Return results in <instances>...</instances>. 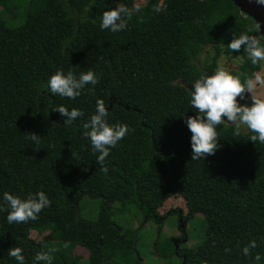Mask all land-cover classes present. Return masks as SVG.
I'll use <instances>...</instances> for the list:
<instances>
[{
	"label": "trees",
	"instance_id": "obj_1",
	"mask_svg": "<svg viewBox=\"0 0 264 264\" xmlns=\"http://www.w3.org/2000/svg\"><path fill=\"white\" fill-rule=\"evenodd\" d=\"M136 1L31 0L24 23L14 27L2 17L12 0H0V264H17L7 254L17 246L24 264H33L42 248L55 249L51 264H74L78 245L91 251L90 262L131 264L128 252L113 253V262L105 257L110 246L130 250L138 236L116 212L135 205L147 221L176 198L186 200L189 215L206 219L195 258L264 264V143L248 139L254 133L242 126L234 133L224 120L217 125L215 152L192 160L184 123L194 115L189 85L221 69L222 56L241 58L228 73L241 82L254 79L262 60L252 64L243 46L234 51L227 43L243 33L264 44V34L232 0H148L125 29L99 27L104 10L116 3L131 8ZM160 3L163 9L154 11ZM57 69L74 75L91 69L100 78L75 98L60 97L47 92ZM97 100L109 124L132 129L110 148L103 168L81 134ZM59 105L83 116L65 125L53 110ZM5 191L22 199L44 191L49 205L35 220L9 224ZM91 197L102 199L96 219L79 214L80 202ZM33 232L44 236L37 240ZM250 240L256 245L245 256ZM155 244L160 256L172 259L170 239Z\"/></svg>",
	"mask_w": 264,
	"mask_h": 264
},
{
	"label": "clouds",
	"instance_id": "obj_2",
	"mask_svg": "<svg viewBox=\"0 0 264 264\" xmlns=\"http://www.w3.org/2000/svg\"><path fill=\"white\" fill-rule=\"evenodd\" d=\"M255 3L264 7V0H255ZM140 8V4H133L129 8L123 3H116L115 7L102 12L99 27L112 32L123 30L127 27V18ZM154 11L159 12L160 6L157 5ZM227 46L234 51L240 50L243 46L252 64H256L258 60H264V44L255 35L242 33L231 39ZM99 78L100 74L91 69L78 75H74L72 70L57 69L47 79V92L72 99L79 96L86 85H96ZM254 80L256 83H264L259 75H256L254 79L245 78L241 82L239 77L223 69H217L208 75L201 74L192 83L190 104L194 109V115L184 118V123L191 134L189 143L192 160H203L204 157L215 152L218 147L217 125H221L224 120L233 124L234 133L239 134L241 125H244L254 133L248 139L264 143V98L252 96L251 103L240 102L245 92L252 93L255 87ZM53 110L60 113L65 125L83 116V112L76 107L69 109L59 105ZM106 118V108L102 101L97 100L95 112L90 114L89 119L83 123L85 131L81 133L88 138L91 150L97 153L96 162L100 163L102 168L110 148L132 131L124 124H109ZM31 139L36 140L37 135L33 133ZM2 199L7 202L8 211L5 219L9 224L35 220L41 209L49 205V199L44 191H37L23 199L5 191ZM255 245L256 241L250 240L248 245L242 248L243 254L247 256L249 248H254ZM53 252H55L54 248H42L35 253L33 264L35 261L51 264ZM7 254L13 257L17 264H24L25 257L20 247L9 248ZM255 259L259 260V255Z\"/></svg>",
	"mask_w": 264,
	"mask_h": 264
},
{
	"label": "rangeland",
	"instance_id": "obj_3",
	"mask_svg": "<svg viewBox=\"0 0 264 264\" xmlns=\"http://www.w3.org/2000/svg\"><path fill=\"white\" fill-rule=\"evenodd\" d=\"M31 0H12V5L10 6L11 10L7 12L3 11L2 17L7 21V23L11 26H19L24 23L23 19L25 17V11L29 5ZM148 0H137L135 4L145 5ZM160 11L163 9L162 3H160ZM241 58L239 56H235L232 59L226 56H222L219 62L221 69L226 72H229L231 69H238ZM256 75L261 77V80L264 81V60H262V70L259 71ZM255 87L251 94L245 92L244 103H251V97L256 96L258 98H264V83H256L254 80ZM239 99V97H238ZM242 100H240L241 102ZM229 122V121H227ZM242 128L248 130L246 126L241 125ZM177 200H168L163 207L159 209L160 214H165L168 212L164 222V228L159 230L153 226L150 221L145 222L144 217H141L138 214V207L132 205L131 207L125 209L123 212H116L119 219L125 218L130 220V224L136 226L137 220L142 222L139 233V246L142 247V251L149 252L150 246L155 243L157 239L168 240L174 235H177V231L175 228L178 226V214L182 211L185 215L187 214L188 208L186 204V200L176 198ZM102 199L100 197H91L86 199L79 204V214L88 219H96L99 215V209L101 207ZM117 208V205H116ZM176 210L177 212H173ZM141 213V210H140ZM144 222V223H143ZM207 223L206 219L201 214H195L190 222L189 234L191 237V244L195 246L204 241L206 236ZM44 236V235H43ZM37 232L32 233V238H36L37 240L43 237ZM160 259H151V262L159 261Z\"/></svg>",
	"mask_w": 264,
	"mask_h": 264
},
{
	"label": "flooded vegetation",
	"instance_id": "obj_4",
	"mask_svg": "<svg viewBox=\"0 0 264 264\" xmlns=\"http://www.w3.org/2000/svg\"><path fill=\"white\" fill-rule=\"evenodd\" d=\"M116 202H114V205ZM118 204H121L117 202ZM188 208V205H187ZM141 210V208H140ZM173 212H177L174 210ZM168 215V212L165 214H160V213H155L151 218H149L147 221H150L153 226L159 230H162L165 225V218ZM141 217H144L145 220V215L140 213ZM194 215H189V208L187 211V214H183L182 211L180 214H178V226L175 228V231H177V235H174L173 237L170 238V241L173 244V255L171 256L172 259L166 260L162 256H160V252L157 249L156 246V241L153 245L150 246V251L145 252L142 251L143 246H139L140 238L137 236L136 243L133 245H129L128 248L130 250H126L125 247H120V246H110L108 249L110 250V253L106 255L105 257L113 262V257L117 255L118 252H128L130 253L129 260L131 264H213L212 262L208 261V259H200V258H195V256L192 254V249L196 246L194 244H191V237L189 234V229H190V222L191 219ZM117 220L121 221L123 224H126L127 226L130 225L133 227L134 231H138L137 235L140 233V227L142 225V222L137 220V225L134 226L130 224V220H127L125 218L118 219ZM147 219V218H146ZM144 223V222H143ZM101 248H104L102 246ZM114 253V256L112 255ZM73 256H74V264H102L98 262H90V257H91V251L87 249L86 247L82 245H78L75 247L73 250ZM151 259H160L159 261L151 262ZM105 262V260L103 261Z\"/></svg>",
	"mask_w": 264,
	"mask_h": 264
},
{
	"label": "water",
	"instance_id": "obj_5",
	"mask_svg": "<svg viewBox=\"0 0 264 264\" xmlns=\"http://www.w3.org/2000/svg\"><path fill=\"white\" fill-rule=\"evenodd\" d=\"M232 1L240 8V10L243 13L249 15L250 17L254 19L261 33L264 34V7L256 4L255 0H232ZM189 88L191 89L190 85H189ZM157 151L161 152L164 155L167 154L161 148H157ZM177 153L180 155L182 154L181 150H179Z\"/></svg>",
	"mask_w": 264,
	"mask_h": 264
}]
</instances>
